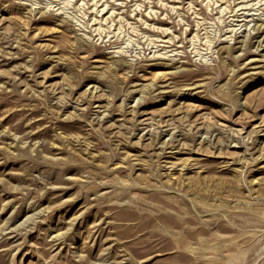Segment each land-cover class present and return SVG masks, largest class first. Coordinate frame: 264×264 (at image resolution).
<instances>
[{"label":"rangeland","instance_id":"1","mask_svg":"<svg viewBox=\"0 0 264 264\" xmlns=\"http://www.w3.org/2000/svg\"><path fill=\"white\" fill-rule=\"evenodd\" d=\"M94 4L0 0V264H264V0Z\"/></svg>","mask_w":264,"mask_h":264},{"label":"bare ground","instance_id":"2","mask_svg":"<svg viewBox=\"0 0 264 264\" xmlns=\"http://www.w3.org/2000/svg\"><path fill=\"white\" fill-rule=\"evenodd\" d=\"M94 1V0H93ZM100 1L101 0H95V6L97 7V6H100V5H98L99 3H100ZM101 5H103V3L101 4ZM106 9V7H103L102 9H101V11L103 12L104 10ZM104 15V14H103Z\"/></svg>","mask_w":264,"mask_h":264}]
</instances>
